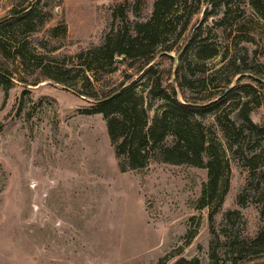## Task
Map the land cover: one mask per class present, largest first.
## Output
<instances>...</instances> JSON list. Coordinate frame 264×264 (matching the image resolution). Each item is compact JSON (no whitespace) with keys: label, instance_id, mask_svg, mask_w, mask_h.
I'll return each instance as SVG.
<instances>
[{"label":"rangeland","instance_id":"1","mask_svg":"<svg viewBox=\"0 0 264 264\" xmlns=\"http://www.w3.org/2000/svg\"><path fill=\"white\" fill-rule=\"evenodd\" d=\"M252 1L174 0L160 13L151 63L138 70L125 60L93 81L98 96L135 81L148 126L166 107L149 93L157 78L192 104L243 85L197 118L201 128L193 126L216 147L223 171L203 204L207 168L156 159L120 171L103 115L86 113L93 103L77 94L90 86L75 55L126 30L146 43L135 25L151 19L156 0H0V17L38 2L37 15L5 36L13 47L29 39L31 62L21 67L12 52L0 54V67L16 79L37 81L24 87L15 80L8 91L0 83V264H264L263 254L240 248L264 234V134L247 129L243 118L247 112L264 124V85L256 81L264 80V16ZM32 24L36 30L27 31ZM35 64L57 71L65 84L46 79Z\"/></svg>","mask_w":264,"mask_h":264},{"label":"trees","instance_id":"2","mask_svg":"<svg viewBox=\"0 0 264 264\" xmlns=\"http://www.w3.org/2000/svg\"><path fill=\"white\" fill-rule=\"evenodd\" d=\"M217 3L210 1V4L214 7L217 6ZM168 4L173 5L174 0H156L151 19L145 23H136L137 32L143 33L148 40L146 43L143 44L140 37V39L132 37L126 30L123 33L108 34L102 45L76 54L75 56L80 58L77 69L82 72L84 80L90 86L86 91H77V94L88 98L93 103L91 109L85 110L86 113H101L103 115L120 171L142 169L152 160L156 159L171 164H188L205 167L208 170V180L204 184L201 200L203 204H207L218 190L219 181L223 175L221 159L213 143H208L204 133L194 132L193 126L201 128L202 125L197 121V118L199 120V118L206 117L208 114L215 112L235 94L236 89L243 88V85L233 89L231 87L230 90L225 92L229 88L227 87L220 92L214 101L207 100L201 104H192L179 101L175 87L169 93L165 88L161 87V80L157 78L154 85L149 89V93L152 97L165 100L166 107L148 126L147 109L144 106L143 96L136 92L135 81L128 85L121 83L118 87L109 91H101L100 96H98L100 91L93 84V81L98 82L105 74L111 72L110 67L116 66L125 60H130L129 66L139 64L137 66L138 70L151 63L155 57L154 50L157 43L154 38L156 37L155 32H157L161 19L160 13ZM252 5L261 16H264V0H254L252 1ZM37 9L38 2H31L25 7L18 9L14 7L10 13L0 17V54L3 57H7V54L12 52L13 60L17 61L21 67L31 62L30 54L28 56L24 53L27 46L30 45L29 39L25 38L13 47L11 41L5 38V36L9 35L16 27L24 26L31 20L30 18L36 16ZM121 16L122 19L126 18L123 14ZM36 23L41 24L42 21ZM31 26L27 31L32 32L36 30V24H32ZM184 27L185 25H183L182 31ZM166 50L171 51L173 48L168 46ZM118 56L122 59L115 61V58ZM165 56L173 59L170 54ZM34 66L35 68H39L42 76L46 79L59 83L65 82L57 75V71L54 70L53 74V72L46 71V67H41L38 64ZM52 68L50 67L51 70H53ZM153 70V67L150 65L146 69V72L151 73ZM175 74L180 87H182L183 83L180 80V77L183 76L182 63H179L176 67ZM15 80L27 86L36 85L37 83V81H29L27 75L18 76L16 79L13 72L0 67V83L5 91L9 90ZM256 81L260 85H264V80L259 79ZM250 88L253 89V87ZM115 92L117 93L114 96L108 98ZM248 95L250 94L248 93ZM248 102L246 101L245 105ZM243 118L248 126L247 129L256 131L258 134H264V124L258 125L254 123L249 118L247 112L244 113ZM231 123L233 124V122ZM225 131L227 132L224 128ZM239 131L241 132L240 129ZM225 135L229 138V135L226 133ZM228 147L232 148V143L229 139ZM205 157L207 158L206 161L204 160ZM259 200L264 209V188L259 194ZM262 236L264 234L249 245L245 242L240 243L241 250L250 256H260L263 254L262 258H264V237ZM176 264H196V261L191 262L182 259ZM242 264L248 263L244 262Z\"/></svg>","mask_w":264,"mask_h":264},{"label":"water","instance_id":"3","mask_svg":"<svg viewBox=\"0 0 264 264\" xmlns=\"http://www.w3.org/2000/svg\"><path fill=\"white\" fill-rule=\"evenodd\" d=\"M172 57H173V59H174V63H176L177 61H176V56H173V55H171ZM119 60H121V58L120 57H116L115 58V61H119ZM23 86H26V87H28L27 85H25V84H22ZM231 89V87H229L228 89H226V91L225 92H227L228 90H230ZM117 92H115V93H113L111 96H109L108 98H111L112 96H114L115 94H116ZM105 100V99H104Z\"/></svg>","mask_w":264,"mask_h":264}]
</instances>
